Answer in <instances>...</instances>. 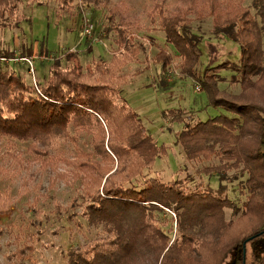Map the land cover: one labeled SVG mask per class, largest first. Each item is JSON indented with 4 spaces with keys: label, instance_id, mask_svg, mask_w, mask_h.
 Here are the masks:
<instances>
[{
    "label": "rangeland",
    "instance_id": "rangeland-1",
    "mask_svg": "<svg viewBox=\"0 0 264 264\" xmlns=\"http://www.w3.org/2000/svg\"><path fill=\"white\" fill-rule=\"evenodd\" d=\"M20 1V13L24 16L20 27L5 28L0 23V54L8 52L16 56L14 60L0 61V69L10 68L29 83L34 82V77L39 82L48 75L50 64L57 58L66 64L68 53H75L88 69L100 60L111 62L113 55L126 49L128 43L135 55L122 71L126 80L120 92L158 145L164 147L162 156L153 164V176L166 183L181 181L185 191L226 197L240 208L237 214L231 208H224L219 225L197 229L196 235L202 236L194 241L195 248L188 254L187 263L232 264L236 257L232 249L238 244L246 251L244 264H264L254 261L250 253L254 237L264 226V217L259 211L241 213L243 203L248 201L245 178L237 179L230 170L228 180L221 183L219 174L212 169L218 164L217 159L188 160L178 141L183 120L206 121L226 112L213 107L202 85L184 75L183 59L149 17L157 3L160 6L157 9H163L172 18L179 16L181 24L202 37L201 57L194 70L200 77L207 63L208 44H214L210 47L211 54L220 56V62L237 68L239 45L226 38L219 39L222 36L216 32H222L224 25L213 27L220 11L224 19L217 22L222 24L230 14L225 32L237 37L241 44L251 46L250 58L256 61L259 76L250 79L248 85H241L237 82L240 76L234 71L221 70L216 78L217 70H213L205 75L214 74L206 81H216V98L264 108V38L261 40L259 32L254 30V25L259 28V11L252 0H71L65 10L60 9L59 0ZM260 1L264 4V0ZM116 27L126 28L124 43ZM89 28L91 35H86ZM30 47L34 48L30 59L36 70L34 77L22 61V52ZM162 62H167L165 71ZM36 148L33 141L22 142L0 135V264L31 261L66 264L68 249L82 248L98 232L81 216L85 206L77 200L81 180H76L75 172L61 161L75 158L80 151H91L90 139L83 136L75 143L59 142L51 149L54 156L51 166H42L43 160L48 164L49 159L39 156ZM166 214L162 218L168 224L167 231L173 225V242L181 234L177 228L178 215L174 211Z\"/></svg>",
    "mask_w": 264,
    "mask_h": 264
},
{
    "label": "trees",
    "instance_id": "trees-1",
    "mask_svg": "<svg viewBox=\"0 0 264 264\" xmlns=\"http://www.w3.org/2000/svg\"><path fill=\"white\" fill-rule=\"evenodd\" d=\"M59 1L60 9L70 7L71 0ZM252 2L259 11V28L254 25V30L262 40L264 4L260 0ZM20 3V0H0L3 27H20L24 19ZM157 7L160 6L156 3L149 13L151 24L157 25L167 43L173 45L183 59L184 75L202 85L213 107L226 112L206 121H182L178 141L186 158L192 161L217 159L218 164L212 169L219 174L221 183L228 180L230 170L237 179L245 178L248 201L243 203L241 213L259 211L264 217V108L215 97L214 80L221 70L234 71L240 76L237 82L241 85H248L250 79L259 76L256 61L250 58L251 46L241 44L237 37L225 32L230 14L222 24L217 21H223V11L218 12L213 27L224 25L220 30L224 33L216 32L222 36L219 39L226 38L239 45V63L233 69L225 61L220 62V56L211 54L210 47L214 44H208L207 63L202 75L197 77L194 70L201 57L202 37L181 24L179 16L172 18ZM114 29L124 43L126 28ZM134 55V48L127 43V48L113 55L111 62L100 60L93 68L85 69L75 53H68L66 64L62 58H57L42 81L34 77L31 83L13 69H0V135L36 143L35 152L49 159L48 164L43 160V167L54 165L51 149L59 142L75 143L83 136L90 139L91 151H80L75 158L61 161L75 172L76 180H81L77 198L85 204L81 216L98 232L82 248H69L66 264H188L194 241L202 236L196 235L197 229L202 231L219 225L224 208H231L234 214L240 210L226 197L185 191L181 181L166 183L153 176V164L162 156L164 147L158 145L120 92L126 80L122 71L133 62ZM32 57L33 48L24 49L22 59ZM15 58L14 53L0 54V61ZM26 62L29 72L30 65ZM162 64L165 71L167 62ZM213 70H217V76L211 80L214 82H207L214 74L205 75ZM244 186H240L241 190ZM167 211L178 215L177 228L181 234L173 242V225L169 231L165 228ZM262 223L264 225V218ZM254 238L250 253L254 261L263 262L264 226ZM232 254L236 256L232 264L245 263L243 245L234 246Z\"/></svg>",
    "mask_w": 264,
    "mask_h": 264
},
{
    "label": "built area",
    "instance_id": "built-area-1",
    "mask_svg": "<svg viewBox=\"0 0 264 264\" xmlns=\"http://www.w3.org/2000/svg\"><path fill=\"white\" fill-rule=\"evenodd\" d=\"M85 33H86V35H91V28L86 29V30H85ZM22 61H27V62L29 63V65H30L29 74H30L32 77H34V75H35V70H34L33 63H32L30 60H26V59H22ZM34 80H35V78H34Z\"/></svg>",
    "mask_w": 264,
    "mask_h": 264
},
{
    "label": "crops",
    "instance_id": "crops-1",
    "mask_svg": "<svg viewBox=\"0 0 264 264\" xmlns=\"http://www.w3.org/2000/svg\"><path fill=\"white\" fill-rule=\"evenodd\" d=\"M33 48V47H32ZM33 55H34V48H33ZM33 58V57H32Z\"/></svg>",
    "mask_w": 264,
    "mask_h": 264
}]
</instances>
